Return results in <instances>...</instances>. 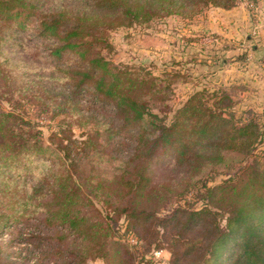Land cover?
Masks as SVG:
<instances>
[{
    "label": "trees",
    "instance_id": "obj_1",
    "mask_svg": "<svg viewBox=\"0 0 264 264\" xmlns=\"http://www.w3.org/2000/svg\"><path fill=\"white\" fill-rule=\"evenodd\" d=\"M73 1L80 9L70 4L46 12L38 1L0 0V76L11 79V69H20L5 55L18 47L46 62L39 70L45 77L35 85L41 106L56 93L71 112L84 103L110 109L102 148L110 146L121 171L109 182L95 179L92 138L79 143L63 124L45 145L39 131L31 134L23 119L0 111V262L158 264L148 254L166 250L167 264H264V164L255 159L220 184H201L200 208L177 206L162 216L150 203L153 166L162 160L192 178L221 164L224 153L254 158L264 109L263 116H236L223 87L212 100L207 91H195L171 118L162 116L149 105L154 79L120 69L101 54L112 48L108 30L161 16L193 17L208 7L230 9L235 0Z\"/></svg>",
    "mask_w": 264,
    "mask_h": 264
},
{
    "label": "rangeland",
    "instance_id": "obj_2",
    "mask_svg": "<svg viewBox=\"0 0 264 264\" xmlns=\"http://www.w3.org/2000/svg\"><path fill=\"white\" fill-rule=\"evenodd\" d=\"M34 2L46 12L70 4L80 9L73 0ZM104 36L112 46L110 51L101 50L107 61L120 69L154 79L155 92L150 98L146 96L154 113L162 112L160 115L171 118L193 92L207 91L205 96L212 100L213 91L224 87L230 92L236 116L246 111L263 116L264 0H235L234 8L208 7L193 17H156L144 24L108 30ZM21 41L28 42L27 39ZM27 46L31 47L30 44ZM17 48H9L5 53L12 60L10 62L20 69H11V79L0 76V111L12 112L23 119L27 127L33 128L31 134L39 131L45 145H48L46 141L50 135L63 124L70 126L73 138L79 143L92 138L97 143L96 153L91 155L93 175L95 179L112 180L120 173L121 163L112 156L110 146L104 151L102 148V124L106 117L112 115L111 110L103 109L99 104L89 109L88 103H84L77 113L71 112V107L56 93L47 94L49 104L41 106L34 98L39 94L35 85L39 77H45L39 70L46 69V62L36 61L29 56L30 53L23 49L15 50ZM230 87L236 88L234 92ZM142 92L146 93L144 89ZM147 95H150L148 89ZM260 121L264 123V117ZM28 131L30 133L32 129ZM55 157L54 154V160L59 161ZM253 159L260 165L264 164V136L254 158L245 160L238 154L224 153L221 164L207 166L192 178L169 160H162L158 166H153L151 206L162 216L177 206L200 208L204 203L198 192L201 184H220L232 178ZM187 185L188 192L185 190ZM119 226L122 233V220ZM135 239L128 236L131 245H136ZM6 240V236L1 239L2 242ZM11 251L18 252V247H13ZM159 251L162 254L156 257L154 254ZM147 258L158 264H167L170 255L166 250H158L148 254ZM88 264L105 263L95 258Z\"/></svg>",
    "mask_w": 264,
    "mask_h": 264
},
{
    "label": "built area",
    "instance_id": "obj_3",
    "mask_svg": "<svg viewBox=\"0 0 264 264\" xmlns=\"http://www.w3.org/2000/svg\"><path fill=\"white\" fill-rule=\"evenodd\" d=\"M263 61H264V60H263ZM262 69H263V71H264V62H263V64H262ZM161 254H162V251H159V252H156L154 255H155L156 257H159Z\"/></svg>",
    "mask_w": 264,
    "mask_h": 264
}]
</instances>
